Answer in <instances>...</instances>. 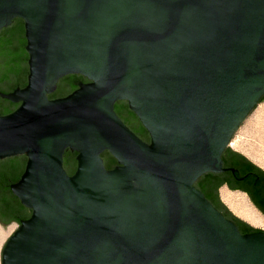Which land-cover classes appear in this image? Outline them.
<instances>
[{
  "label": "water",
  "instance_id": "95a60500",
  "mask_svg": "<svg viewBox=\"0 0 264 264\" xmlns=\"http://www.w3.org/2000/svg\"><path fill=\"white\" fill-rule=\"evenodd\" d=\"M16 18L28 75L0 92L19 104L0 161L26 157L9 189L31 214L1 264H264V231L241 234L194 186L235 171L222 154L264 96V0H0V30ZM68 75L88 83L49 99Z\"/></svg>",
  "mask_w": 264,
  "mask_h": 264
},
{
  "label": "trees",
  "instance_id": "16d2710c",
  "mask_svg": "<svg viewBox=\"0 0 264 264\" xmlns=\"http://www.w3.org/2000/svg\"><path fill=\"white\" fill-rule=\"evenodd\" d=\"M24 34L23 21L18 18L14 19L10 26L0 30V92L2 93L12 92L18 87L23 88L27 83L28 54L25 50L26 38ZM86 81L88 80L81 75L65 76L59 80L55 92L49 95L48 98L54 99L64 97L77 89L79 83H84ZM263 98L264 96H262L259 102L262 101ZM18 106L19 104H13L0 97V115L9 114ZM114 111L121 121L137 137L147 143L150 141L147 131L141 125L135 114L130 111L127 102H116ZM225 153L230 155L229 158L226 157ZM75 155V153L69 150H66L64 153L63 168L68 175H72L75 172ZM101 158L106 169H112L117 164L116 160L107 151L101 154ZM221 158L223 168H232L235 171L204 174L196 181L194 186L203 193L204 197L215 209L237 226L241 234L261 231L252 228L233 216L220 201L218 189L222 186H226L230 191L237 190L238 192L244 193L248 196L256 209L264 211V171L243 155L229 148L223 152ZM0 163H3L2 165H8L11 170V175L9 176L0 174V183L8 189L7 184L16 182L22 174L26 163V157H12ZM9 177L11 180H8Z\"/></svg>",
  "mask_w": 264,
  "mask_h": 264
},
{
  "label": "rangeland",
  "instance_id": "374dc122",
  "mask_svg": "<svg viewBox=\"0 0 264 264\" xmlns=\"http://www.w3.org/2000/svg\"><path fill=\"white\" fill-rule=\"evenodd\" d=\"M229 148L245 156V158H247L250 162H252L257 167H259L261 170L264 171V100L258 102V104L255 105L254 108L250 111V113L245 118V120L239 125L238 129L234 132V134L230 139ZM218 193H219L220 201L224 204V202L220 198V190ZM236 193L243 194L241 192H236ZM244 195L251 203L248 196L246 194ZM224 206L236 218L245 222L254 229H260L264 231V229L262 228H257L247 223L245 220L239 217V215L233 209L229 208L226 204H224ZM7 229H8V233L6 234L3 242L1 243L0 248L3 247L4 243L14 233L17 227L15 225H10ZM7 229L5 231L3 230L2 231L6 232Z\"/></svg>",
  "mask_w": 264,
  "mask_h": 264
},
{
  "label": "flooded vegetation",
  "instance_id": "af4514ba",
  "mask_svg": "<svg viewBox=\"0 0 264 264\" xmlns=\"http://www.w3.org/2000/svg\"><path fill=\"white\" fill-rule=\"evenodd\" d=\"M88 83V81L84 82ZM226 157L229 158V154L225 153ZM1 162V161H0ZM0 163V174H6L7 176L11 175V170L8 165H2ZM0 175V176H1ZM4 176V175H3ZM8 180H11L10 177ZM15 182H12V184ZM11 184H7L8 189H6L0 183V225L3 226V231H5L10 225L19 226L20 222L29 218L31 210L23 207L19 201L12 195L8 190ZM233 192H238L234 190ZM244 194V193H243ZM260 215L264 218V211L257 209ZM8 230V229H7ZM2 230L0 232H3ZM250 233V232H249ZM1 245V242H0ZM0 264H1V248H0Z\"/></svg>",
  "mask_w": 264,
  "mask_h": 264
},
{
  "label": "bare ground",
  "instance_id": "6f19581e",
  "mask_svg": "<svg viewBox=\"0 0 264 264\" xmlns=\"http://www.w3.org/2000/svg\"><path fill=\"white\" fill-rule=\"evenodd\" d=\"M220 198L229 208L233 209L239 217L245 220L250 225L264 229V218L260 213L251 205L244 194H238L230 191L227 188L220 190ZM1 231V230H0ZM6 233L0 232V242L2 243Z\"/></svg>",
  "mask_w": 264,
  "mask_h": 264
},
{
  "label": "crops",
  "instance_id": "0c3cea01",
  "mask_svg": "<svg viewBox=\"0 0 264 264\" xmlns=\"http://www.w3.org/2000/svg\"><path fill=\"white\" fill-rule=\"evenodd\" d=\"M221 188H227L226 186H222V187H220L219 189H218V192H219V190H221ZM228 189V188H227Z\"/></svg>",
  "mask_w": 264,
  "mask_h": 264
}]
</instances>
